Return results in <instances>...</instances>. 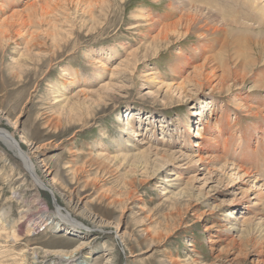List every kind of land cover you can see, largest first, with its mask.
Segmentation results:
<instances>
[{
  "label": "rangeland",
  "instance_id": "obj_1",
  "mask_svg": "<svg viewBox=\"0 0 264 264\" xmlns=\"http://www.w3.org/2000/svg\"><path fill=\"white\" fill-rule=\"evenodd\" d=\"M170 1L177 0H0V128L16 132L24 151L39 147L35 159L57 198L78 199L110 224L89 237L94 242L77 256L83 264H105L107 248L115 264H264V182L234 169L240 164L264 179L261 133L249 159L237 149L255 124L248 105L262 96L249 79L212 93L195 85L193 67L176 73L177 54H198L199 41L154 42L173 19ZM195 1L224 12L232 5ZM209 134L217 151L203 145ZM38 195L0 141V213L8 229L23 225L16 245L0 231V264H21L22 251L34 248L39 264H48L43 249L80 243L46 225L56 218V199L45 190L43 207ZM65 202L58 200L68 209ZM78 213L73 218L91 227ZM27 224L35 228L30 237Z\"/></svg>",
  "mask_w": 264,
  "mask_h": 264
},
{
  "label": "bare ground",
  "instance_id": "obj_2",
  "mask_svg": "<svg viewBox=\"0 0 264 264\" xmlns=\"http://www.w3.org/2000/svg\"><path fill=\"white\" fill-rule=\"evenodd\" d=\"M193 1L177 0L169 2L167 8L171 14L169 16H171V19H173L171 23L167 25L164 24V27H162L160 31H158L154 42L161 41L170 46L172 36H176L179 39L180 37H183V40H187L188 37H198L199 42H197V45L193 46L192 48L193 50L198 51V54L192 52L191 55L188 56L186 55L187 50H182V52L184 53L179 52V54H177L176 66L178 67V70L176 73L183 74L184 69L193 67L195 73V78H193L195 80V85L198 86L199 89L208 88L211 89L212 93L223 91L228 92L233 87V83L239 81L245 83V81H247L248 79L254 82L255 89L258 90V94L262 97H258L256 99L257 102H255V105H248L250 115L248 114L247 116L253 118L255 124L252 127H249L250 129L252 128V130L247 129L245 134L242 136L244 137V144L240 145L239 148L237 147V149L244 151L243 154H246L247 152L245 158L249 159V156L251 155L249 153V150L252 147L253 142L257 140L256 135H258L259 133H261V135L263 136V140L256 141V148L258 149L256 151L264 152V150H262V141H264V67L259 66L261 62H264V4L261 0L260 2L256 0H232V5L227 10L226 5L223 7L225 8L224 12L223 10H220V7L219 9H217L215 8V6L213 7L209 5L208 2L200 3L195 0ZM210 1L211 0H209V2ZM227 1L229 0H220V3H222L221 7L223 6V3H226ZM217 3L219 2L217 1ZM234 6L236 7L237 11L233 9ZM233 13H237L239 16L232 15ZM160 23H162V21H160ZM12 28L15 27L12 26ZM223 37H225V40L222 41L223 43H221L220 41ZM248 47L250 48L247 49ZM195 62L200 63L196 64ZM183 66L184 68H182ZM175 68L176 67H174L172 70L175 71ZM189 79H191V77ZM61 97L63 96L61 95ZM242 106L244 105L242 104ZM5 118L6 117L4 113L0 111V121L4 120ZM13 130H16V124L14 125ZM210 136L211 134H209L206 139L203 140V145L204 147H206L207 151H217L215 147H211L212 137ZM0 141L10 151H12L17 158L22 161L27 173L31 176V183L37 188V191L39 192V204L43 207L46 206L44 200H42L41 198L45 190L50 191L54 200L56 199V218L52 219L48 217L51 222L46 223V225H53V229H63L66 231V233L71 232L78 238H81L80 243L72 250L49 251L43 249L42 253L46 258L45 260L50 261L48 264H55L54 259H58L59 262H62L61 264H83L82 262L77 260V256L81 253L82 250L90 247L94 242L93 239H89V237L95 231L102 232L108 229L110 227V224L106 223L98 216L87 212L86 209H82L81 202L78 199H66L64 196L58 195L60 196L58 197L59 199L63 200L64 202L67 201L65 203H67L66 206L68 207V209H63L58 204L59 199L57 198L56 190L53 187L54 181L48 179L50 173L46 170L42 172V170L39 169L41 168L40 163L35 159V154L38 153L39 147H36L33 144H29L28 150L24 151L20 145V142H18V140L16 139V132H11L8 129L3 128H0ZM227 141L228 139L226 138L224 152L220 150V155L217 153V157L221 159L224 157L222 155H228L229 146ZM213 144L218 143L215 142ZM253 153L255 154V152ZM212 160L214 159L212 158ZM252 160L254 161L253 158ZM252 160L250 159L249 161L252 162ZM239 162L243 163L244 161L240 160ZM235 165L236 167H234V169L238 171V174L241 177H248L255 184L264 182L263 174H258V176H256V173L254 171L246 169L247 167L244 168L243 166H240V164L239 166H237V164ZM38 170H41V175L38 173ZM262 188L264 189V183L262 184ZM262 195L263 194H261V197H264ZM19 199L23 201L21 198ZM77 212H79L78 215L82 216L91 224V227H88L73 218L72 213L74 214ZM21 215V218L24 221V219L28 217L29 211L27 210L25 212H22ZM7 217H9V215ZM5 218L6 215L3 212L0 213V231L7 233L6 240L8 241H5L6 243L11 242L15 243L16 245L17 241L22 235L21 228L23 225L21 224L17 227L14 223L13 226L11 225V227H9L8 229V225L3 221ZM24 222H26V220ZM33 226L34 225L31 224H27L25 226L27 232L26 235L28 237L31 236L30 233L35 229ZM115 228L118 231L120 227L119 225H116ZM8 230L10 231L8 232ZM39 250V248L23 250L20 254L21 257H24V260L21 259V264H28L27 259L29 258V255H32L33 261L32 263L30 262L31 264H39ZM107 250L108 260L107 262H105V264H115L116 252H113L112 249L109 250L108 248ZM50 255H54V257L51 258ZM85 258L89 257L85 256Z\"/></svg>",
  "mask_w": 264,
  "mask_h": 264
}]
</instances>
